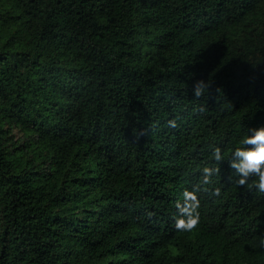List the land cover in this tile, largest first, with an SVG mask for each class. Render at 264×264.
Instances as JSON below:
<instances>
[{
	"label": "trees",
	"instance_id": "obj_1",
	"mask_svg": "<svg viewBox=\"0 0 264 264\" xmlns=\"http://www.w3.org/2000/svg\"><path fill=\"white\" fill-rule=\"evenodd\" d=\"M261 126L264 0H0V264H264Z\"/></svg>",
	"mask_w": 264,
	"mask_h": 264
},
{
	"label": "clouds",
	"instance_id": "obj_2",
	"mask_svg": "<svg viewBox=\"0 0 264 264\" xmlns=\"http://www.w3.org/2000/svg\"><path fill=\"white\" fill-rule=\"evenodd\" d=\"M211 88V84L205 80H196L193 83V95L200 98ZM175 126L174 121L169 122ZM251 133L244 140L245 147L236 148L231 153V159L228 161L229 167L234 170L235 184L238 187H244L248 184L249 178L256 177L253 186L264 193V126L249 129ZM211 155L216 162L215 166H205L202 168V179L199 184L193 187L191 191L183 193V203H177V214L174 216L175 228L179 231L191 232L195 230L200 221V200L197 193L200 191L208 192L206 187L212 183V177L219 175V163L224 160L222 149L219 146H210ZM211 194L219 196V188H213ZM259 246L264 248V237L260 239Z\"/></svg>",
	"mask_w": 264,
	"mask_h": 264
}]
</instances>
